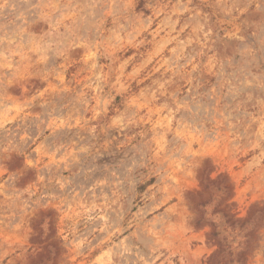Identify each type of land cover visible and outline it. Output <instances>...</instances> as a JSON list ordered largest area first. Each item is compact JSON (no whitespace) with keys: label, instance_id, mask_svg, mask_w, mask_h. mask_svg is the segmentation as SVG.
Returning a JSON list of instances; mask_svg holds the SVG:
<instances>
[{"label":"rangeland","instance_id":"1","mask_svg":"<svg viewBox=\"0 0 264 264\" xmlns=\"http://www.w3.org/2000/svg\"><path fill=\"white\" fill-rule=\"evenodd\" d=\"M0 264H264V0H0Z\"/></svg>","mask_w":264,"mask_h":264},{"label":"trees","instance_id":"2","mask_svg":"<svg viewBox=\"0 0 264 264\" xmlns=\"http://www.w3.org/2000/svg\"><path fill=\"white\" fill-rule=\"evenodd\" d=\"M219 253V252H218Z\"/></svg>","mask_w":264,"mask_h":264}]
</instances>
